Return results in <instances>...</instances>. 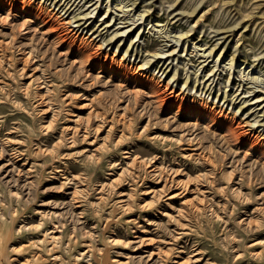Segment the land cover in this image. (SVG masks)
<instances>
[{"label": "rangeland", "instance_id": "obj_1", "mask_svg": "<svg viewBox=\"0 0 264 264\" xmlns=\"http://www.w3.org/2000/svg\"><path fill=\"white\" fill-rule=\"evenodd\" d=\"M0 232L1 264H264V0H0Z\"/></svg>", "mask_w": 264, "mask_h": 264}, {"label": "bare ground", "instance_id": "obj_2", "mask_svg": "<svg viewBox=\"0 0 264 264\" xmlns=\"http://www.w3.org/2000/svg\"><path fill=\"white\" fill-rule=\"evenodd\" d=\"M124 9V8H123ZM93 12V11H92ZM74 15V14H73ZM86 17V16H85ZM123 18V17H122ZM127 18V17H126ZM131 18H133V17H131ZM72 19H73V17H72ZM126 20V19H125ZM135 20V19H134ZM136 25V24H135ZM129 29V28H128ZM122 35V34H121ZM114 36V35H113ZM177 42V41H176ZM131 45V44H130ZM179 45V44H178ZM165 53V52H164ZM170 53V52H169ZM218 66V65H217ZM243 73V72H242ZM256 77V76H255ZM254 77V78H255ZM165 102V101H164ZM239 138V137H238ZM244 142V141H243ZM56 227V226H55ZM1 233V232H0ZM4 234V233H3ZM3 236V235H2ZM114 240V239H113ZM7 241V240H6ZM1 242V241H0ZM1 246V245H0ZM3 246V245H2ZM5 248V247H4ZM5 251V250H4ZM1 264V263H0Z\"/></svg>", "mask_w": 264, "mask_h": 264}]
</instances>
